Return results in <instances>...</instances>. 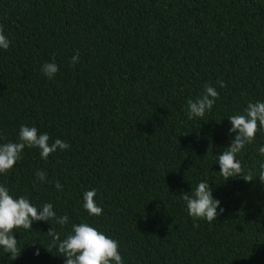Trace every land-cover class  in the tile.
Returning a JSON list of instances; mask_svg holds the SVG:
<instances>
[{"label": "trees", "instance_id": "obj_1", "mask_svg": "<svg viewBox=\"0 0 264 264\" xmlns=\"http://www.w3.org/2000/svg\"><path fill=\"white\" fill-rule=\"evenodd\" d=\"M0 26L11 40L0 51V142L24 124L70 145L47 161L25 149L0 176L12 195L87 219L119 242L125 264H264V132L237 156L251 181H225L214 163L232 139L227 116L264 100V0H0ZM53 57L48 80L40 67ZM205 83L219 99L188 120ZM38 169L47 182L34 183ZM203 179L224 209L211 223L181 198ZM92 187L100 217L81 207ZM50 223L14 230L20 254L0 253V264H64Z\"/></svg>", "mask_w": 264, "mask_h": 264}, {"label": "clouds", "instance_id": "obj_2", "mask_svg": "<svg viewBox=\"0 0 264 264\" xmlns=\"http://www.w3.org/2000/svg\"><path fill=\"white\" fill-rule=\"evenodd\" d=\"M11 40L5 35L0 26V51H6ZM80 61V52L77 50L70 58V64L75 67ZM41 74L52 80L59 72V65L53 57L40 67ZM220 88L226 87L222 80L216 82ZM217 88L205 83L202 92L195 99L187 102L185 114L188 120L200 119L210 113L219 99ZM230 127L228 135L232 137L230 145L220 154L216 155L215 162L219 166V174L223 180L242 177L246 182L254 177L252 173H245L242 161L238 154L245 150L246 145L252 144L258 131L264 132V100L249 101L242 113L227 116ZM47 132H41L36 126L21 124L15 141L0 142V176L7 175L14 165L22 159L25 149H36L39 157L47 161L52 153L57 150L70 149L67 141L60 138L51 143ZM261 157H264V145L258 148ZM35 182H47V174L43 170L34 173ZM264 181V170L258 176ZM57 191H63L64 185L59 180L55 181ZM97 189L92 187L81 193V207L87 217H100L103 209L97 202ZM181 198L187 215L193 220L211 223L224 211L220 206L221 201L214 198L212 189L207 179L200 180L191 191L182 193ZM219 209V212H218ZM34 222H54L48 231L51 246L57 249L59 256L64 258V264H125L120 251L119 242L107 235L99 227H94L84 219L74 223L67 213L58 215L51 202L42 205L34 204L27 196H14L10 189L0 183V253L15 259L19 254L17 239L14 230H33ZM55 225V226H54ZM70 228L64 233L66 226ZM198 225L194 224V227ZM57 227L60 231H57ZM63 234V238H61ZM19 253V254H18ZM34 256L40 255V249L33 252Z\"/></svg>", "mask_w": 264, "mask_h": 264}]
</instances>
